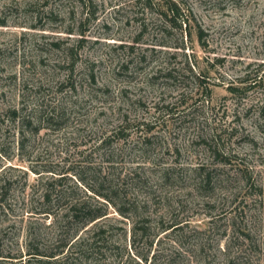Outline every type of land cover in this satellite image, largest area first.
<instances>
[{
	"label": "rangeland",
	"instance_id": "1",
	"mask_svg": "<svg viewBox=\"0 0 264 264\" xmlns=\"http://www.w3.org/2000/svg\"><path fill=\"white\" fill-rule=\"evenodd\" d=\"M0 264H264V0H0Z\"/></svg>",
	"mask_w": 264,
	"mask_h": 264
},
{
	"label": "trees",
	"instance_id": "2",
	"mask_svg": "<svg viewBox=\"0 0 264 264\" xmlns=\"http://www.w3.org/2000/svg\"><path fill=\"white\" fill-rule=\"evenodd\" d=\"M171 11L174 14V13H177L178 10L177 8H171ZM101 196L106 200H110L108 195L106 194H101ZM42 198L44 201H49L50 200L49 193L45 192ZM70 203H71L70 207L67 208V210L62 214V217L64 218V220L66 219L68 222L72 220V221H78V222H81L82 224H85V223H89L91 221L96 220L97 218H100L106 215L105 208L91 206V203H88L85 200L84 201H74Z\"/></svg>",
	"mask_w": 264,
	"mask_h": 264
}]
</instances>
